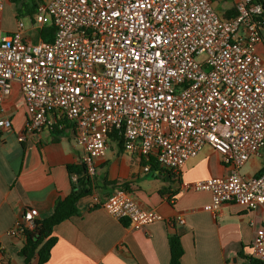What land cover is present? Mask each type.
I'll return each instance as SVG.
<instances>
[{
  "label": "built area",
  "instance_id": "1",
  "mask_svg": "<svg viewBox=\"0 0 264 264\" xmlns=\"http://www.w3.org/2000/svg\"><path fill=\"white\" fill-rule=\"evenodd\" d=\"M214 0H49L33 21L51 25V42L31 44L17 31L0 38V132L11 130L3 103L18 85L26 122L19 143L44 128L71 126L87 174L96 176L109 135L123 151L179 177L188 160L211 147L228 168L225 177L185 189L209 192L203 211L215 215L233 202L264 212V170H241L264 149L262 0H226L224 18ZM5 0H0V12ZM205 56L200 62L198 58ZM75 179V178H74ZM98 206L139 229L163 218L116 190ZM37 211L24 212L8 235L20 239ZM180 224L184 219L176 218ZM171 223V221H168ZM249 259L264 263V214Z\"/></svg>",
  "mask_w": 264,
  "mask_h": 264
},
{
  "label": "crops",
  "instance_id": "2",
  "mask_svg": "<svg viewBox=\"0 0 264 264\" xmlns=\"http://www.w3.org/2000/svg\"><path fill=\"white\" fill-rule=\"evenodd\" d=\"M48 1L5 0L0 12V38L16 32L21 23V35L27 42H41L38 32L42 27L34 23L33 16L36 7ZM213 6H218L223 15L229 4L214 0ZM25 18L30 26L25 25ZM261 36L257 51L264 64V29ZM3 108V118L10 120L11 130L0 132V264H24L19 255L22 241L10 237L8 231L27 210L37 211L36 220L51 215L55 201L70 192L67 166L82 159L83 151L76 145L68 124L62 130L44 128L28 136L26 142H18L26 122L18 85H14ZM96 170V189L78 202L79 214L54 227L56 243L45 264H168L167 240L174 233L184 250L181 264H248L263 210L230 202L212 215L203 211L211 203L209 192L183 187L228 174L220 155L211 147L204 146L175 177L161 168L144 172L137 155L126 154L109 140L106 155L96 162ZM263 170L264 149L247 161L241 174L253 177ZM104 180L125 183L137 203L143 209L156 211L163 221L135 229L100 207L92 209L94 199L103 202L119 190L118 186H105ZM178 217L184 219V224L176 221Z\"/></svg>",
  "mask_w": 264,
  "mask_h": 264
},
{
  "label": "trees",
  "instance_id": "3",
  "mask_svg": "<svg viewBox=\"0 0 264 264\" xmlns=\"http://www.w3.org/2000/svg\"><path fill=\"white\" fill-rule=\"evenodd\" d=\"M262 5V18L264 19V0L260 1ZM224 18L235 16L232 10L225 11L222 15ZM54 28L43 26L39 30V36L42 42H51L54 35ZM109 140L123 149L122 137L112 132L109 135ZM150 168L153 172L158 170L154 161L150 163ZM67 171L70 177V192L64 197H59L53 206L51 215L44 220H35L34 226L31 229H25L20 240L22 247L19 255L24 259V264H45L50 257L52 247L56 243V238L53 236V229L60 223L71 219L79 214L78 202L91 195L96 189V176L91 178L86 171L85 165L80 159L76 164L67 166ZM75 178V179H74ZM105 186L115 187L128 192L125 183L108 182L104 180ZM172 195V193H170ZM95 206L94 208H97ZM93 209V208H92ZM124 223V221H122ZM169 247V263L181 264V259L184 254L180 237L174 233L168 236ZM248 264H264L255 260H248Z\"/></svg>",
  "mask_w": 264,
  "mask_h": 264
},
{
  "label": "rangeland",
  "instance_id": "4",
  "mask_svg": "<svg viewBox=\"0 0 264 264\" xmlns=\"http://www.w3.org/2000/svg\"><path fill=\"white\" fill-rule=\"evenodd\" d=\"M215 9H216L217 13L220 14V8L217 6ZM23 21H24V23H25L26 26H30V24H29L27 18L23 19ZM47 25H48V24H47ZM204 58H205V56L202 55L201 57L198 58V61L200 62V61L203 60Z\"/></svg>",
  "mask_w": 264,
  "mask_h": 264
}]
</instances>
